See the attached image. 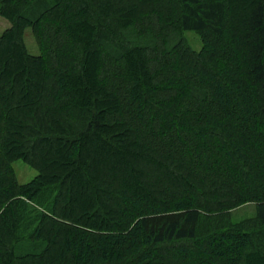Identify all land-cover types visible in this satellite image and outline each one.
Masks as SVG:
<instances>
[{
	"label": "trees",
	"instance_id": "obj_1",
	"mask_svg": "<svg viewBox=\"0 0 264 264\" xmlns=\"http://www.w3.org/2000/svg\"><path fill=\"white\" fill-rule=\"evenodd\" d=\"M0 19V264H264V0H0Z\"/></svg>",
	"mask_w": 264,
	"mask_h": 264
},
{
	"label": "rangeland",
	"instance_id": "obj_2",
	"mask_svg": "<svg viewBox=\"0 0 264 264\" xmlns=\"http://www.w3.org/2000/svg\"><path fill=\"white\" fill-rule=\"evenodd\" d=\"M7 27V23L0 19V33ZM184 37L190 46V48L194 51H199L201 49V41L199 37L192 32H188L184 34ZM27 47L31 52H35V46L32 41V37H27ZM14 169L17 181L21 184L28 183L36 176V171L29 167L28 165L24 164L22 161H15L12 164ZM254 216V206L252 204H248L242 206L231 213V218L234 221H240L243 219L251 218Z\"/></svg>",
	"mask_w": 264,
	"mask_h": 264
}]
</instances>
